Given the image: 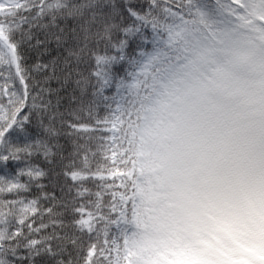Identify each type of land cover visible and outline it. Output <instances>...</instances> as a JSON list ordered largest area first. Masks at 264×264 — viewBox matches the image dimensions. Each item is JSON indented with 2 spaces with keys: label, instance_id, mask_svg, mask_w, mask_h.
<instances>
[{
  "label": "snow or ice",
  "instance_id": "1",
  "mask_svg": "<svg viewBox=\"0 0 264 264\" xmlns=\"http://www.w3.org/2000/svg\"><path fill=\"white\" fill-rule=\"evenodd\" d=\"M151 11L0 0V264H122L135 202L121 164Z\"/></svg>",
  "mask_w": 264,
  "mask_h": 264
},
{
  "label": "rangeland",
  "instance_id": "2",
  "mask_svg": "<svg viewBox=\"0 0 264 264\" xmlns=\"http://www.w3.org/2000/svg\"><path fill=\"white\" fill-rule=\"evenodd\" d=\"M237 3L239 7H236L235 13L224 17L223 24L228 34L224 35L226 39L224 44L227 49L214 54L210 61L203 62L204 66L210 64L214 76L210 80L207 79L205 84H201L200 97L195 99V103H208L215 107L218 103L212 102L217 101V92L222 90L227 99L226 110L233 113L216 127L214 122L209 121L207 128L204 129L199 127V118L191 119L190 126L182 128L184 132L181 133L187 134L190 143L197 137H210L212 134H208V131L215 128L212 133L216 132L221 123L224 129L229 125L233 126V131L247 129L248 134L240 141L245 146L262 135H259L260 129H256L253 134L249 131L264 120V0H238ZM187 28L185 19L174 14L171 29L160 32L154 29L156 42L143 64L139 87L152 68L153 61L163 50L171 49ZM198 60L200 58L197 53H187L169 68L163 69L159 78L148 80L144 91L141 92V100L137 107L138 124L133 127L130 140L131 145L137 149V157L132 163V169L126 173L127 178L131 180L129 194L126 196L135 203L129 212V233L122 264H188V261H174L164 251L147 255L140 247L143 233L151 226L150 217L154 209L149 195L159 192L160 189L167 190L170 197L175 198L177 207L181 210L180 224L191 206L195 209L191 218L195 219L197 216L201 219L202 233L191 234V230H188V233L184 234L191 241L190 248L193 249L194 261L210 252L219 238L221 245L233 240L232 243L235 244V240L238 239L244 253L239 252L237 256L229 257L225 254L228 248L221 246L217 253L220 264H246V260H249V264H264V201L252 200L249 203L262 222L261 229L252 235L246 230L248 216L245 214L243 219L240 218L241 212H234L229 200L219 194L218 189L214 190V202L207 204L199 194L197 180L192 178L188 182L183 178V171H176L178 169L176 163H184L186 159L180 150H172L168 178L160 174L158 163L167 141L171 135L178 136L179 133L176 130L175 118L180 112L181 104L192 95L189 91V80L193 64ZM181 118H185V115ZM261 150L264 151V148ZM260 155L264 158V153ZM255 159L256 157L250 161L253 163ZM244 160L239 159L231 169L233 172L231 185L235 190H238ZM249 173L262 175L263 181L258 187L264 191V160L257 171L255 166H252ZM187 186L192 190L190 197L184 196ZM258 187L251 181L249 193L252 195ZM242 228L246 233L242 232ZM201 236L204 238L199 240Z\"/></svg>",
  "mask_w": 264,
  "mask_h": 264
},
{
  "label": "trees",
  "instance_id": "3",
  "mask_svg": "<svg viewBox=\"0 0 264 264\" xmlns=\"http://www.w3.org/2000/svg\"><path fill=\"white\" fill-rule=\"evenodd\" d=\"M229 2L230 0H154V2L153 0H144L146 6L151 3L152 11L149 22L154 26L155 30L160 32L171 29L173 25L172 13L182 16L187 21L188 28L170 50H163L155 59L153 68L149 70L148 75H145L144 81L134 97L135 105L131 109V120L129 121L127 158L121 164V168L124 169L125 174L129 172L132 169V161L137 153L136 149L130 144V135L132 128L138 124L136 109L139 106L141 100L140 94L142 89H145L146 82L150 79L156 80L159 78L161 75L160 71L170 67L176 58H181L187 53L195 52L198 54L200 60L196 63L194 62L189 80V91L192 95L188 96L181 104L180 112L175 118L176 130L179 133L178 136L171 135L166 144L164 154L159 163L162 169L161 175L168 178V165L172 150H180L184 153L186 159L184 163H176L178 165L176 171H183V178L188 182L194 177L193 174L196 173L199 178L201 192L205 190L206 186H214L216 182L223 180L224 186L222 189L225 195H228L225 199H229L234 212H241L239 217L243 219L245 214H248L251 218L254 217L247 203L248 199L264 201V191H261L260 187H258L263 181L262 175L260 173L250 175L249 173V169L252 166H255V170L257 171L264 160L260 155L264 153L261 150L264 148V139L261 135V131L264 129V120L249 131L253 134L256 129H260L259 135L261 136L247 146L240 143L248 134L247 129L233 131L232 125L224 129L223 123H221V127L216 133H212L215 128H211L208 131V134H212L210 137H197L193 143H189L186 133L181 134L184 132L182 128H188L190 126L191 119L199 118V127L200 129H204L207 128L209 121L214 122L216 127L221 121L227 119L233 113V111L227 112L226 110L225 103H227V99L222 90L217 92V101L212 102L218 103L215 107H213V104L195 103V99L200 97L201 84H205L207 79L210 80L214 76L210 64L204 66L203 62L205 60L210 61L214 54L226 50V46L225 44L223 45L221 39L225 33L221 32L220 23L223 12L228 13L230 11L234 12L235 10L228 4ZM182 115H185V118H181ZM187 118L188 121L185 122ZM255 157L256 159L252 163L250 160H254ZM241 158L245 160L242 163L238 190H235L230 183L233 174L231 169H233L234 163ZM123 180L125 187L119 190L125 195H128L131 180L125 175ZM251 181L258 187L252 195L248 191ZM191 192V188L187 186L184 196L190 197ZM206 194H208V199L210 198L208 202H213V191L208 189ZM150 200L152 207L154 206L153 214L150 217L151 226L142 235L140 242L142 251L147 255L164 251L174 261L178 262L188 261V264H193V262L198 264H220L221 261L220 259V262L218 261L217 253H219V247L221 246L228 248L225 254L229 257H235L239 252L244 254L240 246V241H237V238L235 244H233V240L225 245H221L220 239L217 238L210 252L201 258H196L195 261L192 260L193 249L190 248L191 241L184 234L188 233V230H191V234L203 232L201 219L197 216L195 219L193 217L191 218V214L193 215L195 209L191 206V209L183 216V221L180 224L179 218L181 210L177 207L175 198H171L167 190L162 189L159 192L151 193ZM240 206H242L241 209L239 208ZM261 227L262 222L252 220L246 230L254 235ZM242 232L246 233L244 228H242ZM202 238L204 237H199V240Z\"/></svg>",
  "mask_w": 264,
  "mask_h": 264
}]
</instances>
